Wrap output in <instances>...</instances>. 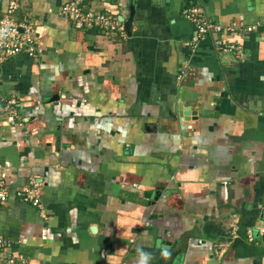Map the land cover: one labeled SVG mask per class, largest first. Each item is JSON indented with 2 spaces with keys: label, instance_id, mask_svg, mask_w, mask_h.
I'll list each match as a JSON object with an SVG mask.
<instances>
[{
  "label": "crops",
  "instance_id": "obj_1",
  "mask_svg": "<svg viewBox=\"0 0 264 264\" xmlns=\"http://www.w3.org/2000/svg\"><path fill=\"white\" fill-rule=\"evenodd\" d=\"M65 1L21 0L44 52L0 62V233L27 264H264V0H106L113 35ZM194 5L256 26L240 58L192 50Z\"/></svg>",
  "mask_w": 264,
  "mask_h": 264
},
{
  "label": "built area",
  "instance_id": "obj_2",
  "mask_svg": "<svg viewBox=\"0 0 264 264\" xmlns=\"http://www.w3.org/2000/svg\"><path fill=\"white\" fill-rule=\"evenodd\" d=\"M1 1H4L5 5L0 10V62L18 54L31 58L41 56L44 48L36 37L33 21L27 16L17 18V13L22 7L21 0ZM106 5V0H67L61 5L59 14L76 29H98L111 35L123 33L122 18L111 14ZM183 17L194 26V36L190 43L194 52L203 40L209 38L216 53H228L240 58L243 52L242 45L238 42H226L221 35L224 33L244 35L256 29V26H247L242 20L233 21L228 26L216 23L207 16L201 5L184 9ZM14 104L13 100L10 101L5 107V112L16 116L12 109ZM10 166L9 162H5L0 167V210L7 203L11 193L6 182ZM13 192L21 202L41 209L40 185L35 178H30L26 184L17 187ZM0 264H27V259L14 249L13 242L2 233Z\"/></svg>",
  "mask_w": 264,
  "mask_h": 264
},
{
  "label": "clouds",
  "instance_id": "obj_3",
  "mask_svg": "<svg viewBox=\"0 0 264 264\" xmlns=\"http://www.w3.org/2000/svg\"><path fill=\"white\" fill-rule=\"evenodd\" d=\"M141 255L143 256L144 254L141 253ZM147 255L150 256V254H147ZM162 255H163L165 258H167V257L170 255V253H169L167 250H164V251L162 252ZM140 264H144V260H143V259H141Z\"/></svg>",
  "mask_w": 264,
  "mask_h": 264
},
{
  "label": "water",
  "instance_id": "obj_4",
  "mask_svg": "<svg viewBox=\"0 0 264 264\" xmlns=\"http://www.w3.org/2000/svg\"><path fill=\"white\" fill-rule=\"evenodd\" d=\"M130 25H131V18L125 21V23H124V30L125 31H128L129 28H130Z\"/></svg>",
  "mask_w": 264,
  "mask_h": 264
}]
</instances>
